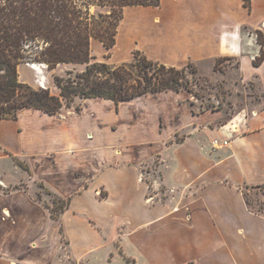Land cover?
Masks as SVG:
<instances>
[{"label": "crops", "instance_id": "1", "mask_svg": "<svg viewBox=\"0 0 264 264\" xmlns=\"http://www.w3.org/2000/svg\"><path fill=\"white\" fill-rule=\"evenodd\" d=\"M263 24L264 0H160L125 5L114 45L91 38L90 46L115 63L135 49L177 67L237 57L242 73L250 67L245 77L264 76V59L252 64ZM169 92L0 119L4 153L28 158L20 160L36 178L69 198L54 220L18 187L0 193V216H16L0 220V264H264V209L245 192L264 184V108L221 121L217 110L193 111L181 91ZM156 156L149 183L143 168ZM259 198L264 205L263 190ZM31 249L45 256L25 258Z\"/></svg>", "mask_w": 264, "mask_h": 264}, {"label": "trees", "instance_id": "2", "mask_svg": "<svg viewBox=\"0 0 264 264\" xmlns=\"http://www.w3.org/2000/svg\"><path fill=\"white\" fill-rule=\"evenodd\" d=\"M159 4L160 0H0V119H15L29 108L54 114L64 105L70 106L75 97H100L118 104L167 90L193 93L197 69L192 62L181 67L167 65L139 49L133 50L130 60L118 63L95 60L92 54L91 38L99 39L106 49L114 45L125 5ZM92 7L107 8L108 13H93ZM255 32L260 53L252 64L258 66L264 59V37L261 30ZM225 58H216L214 68L218 69ZM21 63L44 64L49 70L60 63L85 67L74 74L68 70L66 76L55 74L53 81L59 93L53 94L48 87L19 80ZM14 160L30 171L25 162L17 157ZM250 187L264 191V184ZM57 198V203L46 206L54 220L69 204V198ZM257 209H264L262 202Z\"/></svg>", "mask_w": 264, "mask_h": 264}, {"label": "rangeland", "instance_id": "3", "mask_svg": "<svg viewBox=\"0 0 264 264\" xmlns=\"http://www.w3.org/2000/svg\"><path fill=\"white\" fill-rule=\"evenodd\" d=\"M248 4V2H245ZM91 11L97 13L102 11L103 13H108L107 8L92 7ZM260 29L263 31L264 37V24L260 26ZM253 32V30H251ZM95 56V60L98 61H107L115 63L109 57L104 55ZM110 56V54H109ZM216 60L213 63L210 60L201 61L198 64L192 62L197 69L196 79L193 82V93L190 91L182 90L181 92L184 95V100L182 102L186 103V107L193 111H214L217 110L221 114V121L227 120L231 116H238L237 121L244 116L246 113H252L255 110H259L262 107L264 108V76L252 73L249 76L245 77L249 73V68H244V71H240L238 65L237 57H227L220 60V67L218 69L214 68ZM118 63V62H116ZM37 68L30 67L26 63H21L18 65V74L19 80L26 82L34 87H48L50 92L53 94H58L59 90L54 84L53 76L55 74L66 76L67 71L71 70L72 74L77 71L84 69L85 65L81 63H60L57 67L52 70L47 69L46 65L38 64ZM169 93L173 92L167 90ZM157 93H150L148 95H156ZM81 98L75 97L70 106H75L76 104L81 103ZM69 106V107H70ZM65 109L68 107L63 106ZM25 111H20L19 114ZM15 147V143H11ZM214 147V146H213ZM0 153L2 158H0V193L11 192L14 185H17L19 192L26 195L28 198L37 203L39 207L43 210L46 218L51 219L49 215V210L46 206H52L54 203H57L60 196L52 187L41 179L36 178L32 170L30 172L23 170L16 164L13 157L9 154L4 153V148L0 147ZM18 156V155H17ZM29 162L28 158H21ZM160 158L155 157L154 161L143 168V174L146 180L151 183L150 173L158 175V163ZM30 163V162H29ZM34 164L37 165L36 162ZM39 168V166H38ZM38 174L45 176V171L40 169ZM48 178V176H45ZM49 180V179H48ZM43 183V186L40 183ZM261 188L249 187L245 189L247 198L254 208H259L261 205V200L259 194ZM157 192H160V197L164 194V187L160 186ZM39 194V199H38ZM62 197V196H60ZM55 201V202H54ZM8 218L11 224H14L16 221V216L13 214L4 213L0 216V220ZM41 226L42 220H39ZM48 244L50 246L54 245L56 242V235L54 230V225L48 226ZM64 254H67V248L64 247ZM25 258L28 259H39L44 257V252L42 250H33L25 251L23 254ZM69 264H76L73 260L69 261Z\"/></svg>", "mask_w": 264, "mask_h": 264}, {"label": "built area", "instance_id": "4", "mask_svg": "<svg viewBox=\"0 0 264 264\" xmlns=\"http://www.w3.org/2000/svg\"><path fill=\"white\" fill-rule=\"evenodd\" d=\"M225 143V142H224ZM212 145L214 146V147H217L218 145H219V142L216 140V139H213L212 140Z\"/></svg>", "mask_w": 264, "mask_h": 264}, {"label": "bare ground", "instance_id": "5", "mask_svg": "<svg viewBox=\"0 0 264 264\" xmlns=\"http://www.w3.org/2000/svg\"><path fill=\"white\" fill-rule=\"evenodd\" d=\"M26 64L29 65L30 67L37 68V65L34 63H26Z\"/></svg>", "mask_w": 264, "mask_h": 264}]
</instances>
